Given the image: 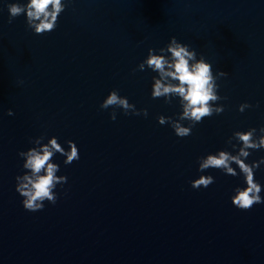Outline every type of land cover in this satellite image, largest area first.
I'll return each mask as SVG.
<instances>
[{
	"label": "water",
	"instance_id": "1",
	"mask_svg": "<svg viewBox=\"0 0 264 264\" xmlns=\"http://www.w3.org/2000/svg\"><path fill=\"white\" fill-rule=\"evenodd\" d=\"M11 2L0 0V264H264V204L234 208L240 181L219 171L190 187L198 157L264 126V0H68L46 35L23 15L9 24ZM172 36L228 74L225 111L183 139L156 122L177 104L151 99L154 73L134 71ZM113 89L148 117L117 109L111 120L99 105ZM245 102L259 107L239 113ZM41 135L75 141L80 160L57 155L67 183L33 213L15 192L17 153ZM255 178L264 184V170Z\"/></svg>",
	"mask_w": 264,
	"mask_h": 264
},
{
	"label": "clouds",
	"instance_id": "2",
	"mask_svg": "<svg viewBox=\"0 0 264 264\" xmlns=\"http://www.w3.org/2000/svg\"><path fill=\"white\" fill-rule=\"evenodd\" d=\"M8 23L21 15L25 18L26 27L34 35H46L53 32L58 17L68 7V0H14L6 3ZM148 70L154 75L151 78L150 98L162 99L165 104L175 102L178 111L174 116L159 115L156 122L167 125L178 139L187 138L193 129L205 118L220 115L225 111L220 103L227 97L220 96L218 80L228 74L216 70L204 55L179 41L175 36L160 48H149L146 57L134 71ZM19 83H23L20 81ZM259 107L247 102L237 107L239 113ZM101 110L111 108L109 117L115 121L117 109L124 115L148 117V110L137 109L119 90L113 89L100 103ZM7 116H13L11 109ZM26 151L17 153L22 161V174L15 177V192L21 198L20 203L25 211H42L45 203L55 205L59 196L57 187L63 188L67 183L65 175L60 172L56 157H63L64 166L80 160L79 148L75 141L66 140L61 144L58 137L41 135L29 139ZM264 151V126L233 131L225 141V147L207 153L196 160L198 178L190 181L193 190L207 189L215 182L214 176L203 173L209 170L219 171L225 176L239 179V184L232 189L231 205L239 211H248L254 205L264 204V184L255 178L259 170H264V156L249 160L253 152Z\"/></svg>",
	"mask_w": 264,
	"mask_h": 264
}]
</instances>
